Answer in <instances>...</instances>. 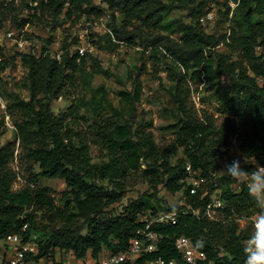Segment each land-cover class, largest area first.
I'll list each match as a JSON object with an SVG mask.
<instances>
[{"label": "trees", "instance_id": "obj_1", "mask_svg": "<svg viewBox=\"0 0 264 264\" xmlns=\"http://www.w3.org/2000/svg\"><path fill=\"white\" fill-rule=\"evenodd\" d=\"M96 1L107 9L94 7ZM31 2L37 4L32 9L35 13L23 20L21 27L34 24L39 11L49 12L54 19L60 18L64 11L69 17L77 18L87 13L103 17L106 11H120L123 24L112 30L120 44L131 48L141 46L143 55L149 52L154 62H160L159 53L168 56L171 62L165 72L172 86L168 89L171 99L165 112L175 121L167 130L173 131L176 138L172 146L162 149L156 145L152 133L140 127L134 129L132 121L126 118L144 96L141 76L149 75L145 65L138 69L132 91L118 93L123 108L107 106L104 95L98 97L102 89H97L89 101L79 99L68 113L59 117L52 111V102L79 85L86 88L91 85V77L83 69L86 58L71 55L66 46L60 60L53 58L48 49L51 39L44 41L39 55L34 45V54L16 49L23 67L28 69L24 88L29 91L30 99L16 96L10 103L9 113L19 117L14 123L15 142L0 146V240L23 235L24 242L29 243L32 232L50 233L47 240L38 244V258L64 261L68 256L77 263L97 261L106 253L126 252L145 229L143 217L186 211L176 225L154 227L161 236L158 252L141 257L135 264H147L158 257L187 264L175 247L180 237L192 240L196 249L206 255V261L200 264H244L243 249L253 234V225L242 228L237 219L255 217L264 209L249 194L248 183H239V179L226 175L221 179L222 191H215L211 182L213 174L220 160L227 156L215 155L219 157L217 161L209 159L215 153H209L208 139L217 133L212 121L207 117L200 119L189 103L190 83H204L205 89L217 96L220 112L249 126L248 133L239 139L245 160L241 167L246 172L264 167V0ZM213 6L224 9V25L228 28L222 34H208L202 28L201 19L212 12ZM174 7L190 10L191 22L168 21ZM15 10L14 1L0 7L2 31L7 14ZM134 23L138 25L131 30ZM145 29L169 31L180 38L153 37L146 35ZM4 44L0 45L3 60L0 73L9 64L4 59ZM258 50L263 51L258 54ZM234 54L238 56L236 61L231 58ZM80 124L87 127L85 132L77 128ZM147 127L151 128L152 124ZM17 143L21 160L31 165L29 172L33 180L25 189L14 192L12 185L17 175L10 164ZM93 146L105 152L107 161L93 163ZM179 150L184 153L181 158H177ZM187 164L192 165L197 177L206 180L196 196L186 192L182 195L181 181L187 177ZM136 173L143 175L153 194L128 202L120 213L109 211L124 199L126 179ZM40 179L62 180L66 190L56 199L49 188L37 187ZM160 188L179 195L181 203L175 207L163 203L158 199ZM215 199L222 202V208L217 210L219 221L203 218L207 206ZM153 200L158 201L157 206ZM188 206L192 209L188 210ZM193 211H199L200 216ZM40 214L46 215L47 225L38 221ZM25 226L27 230L23 232Z\"/></svg>", "mask_w": 264, "mask_h": 264}, {"label": "rangeland", "instance_id": "obj_2", "mask_svg": "<svg viewBox=\"0 0 264 264\" xmlns=\"http://www.w3.org/2000/svg\"><path fill=\"white\" fill-rule=\"evenodd\" d=\"M16 10L7 14V19L4 21V31H14L22 39L31 41L35 51L39 55L40 49L45 45L46 40L51 39L52 44L48 49L50 55L60 60L63 54V48L66 46L71 55L79 54L78 49L85 50L86 64L83 67L84 72L91 77V85L86 88L84 85H79L69 94L63 95L59 99L52 102L51 108L56 116L69 112L72 105L78 103L79 99L89 101L97 89H102L98 97L104 95L106 105H113L115 108H123V103L118 97L120 91H132V82L135 80L138 69L145 65L149 75L141 76V81L144 87V96L141 103L137 104L126 118L133 123L134 129L140 127L146 132L152 133L153 139L160 148L167 149L175 142V134L173 131L167 130L168 125L174 123L173 117L165 112V106L171 99L168 94V89L172 84L168 80V74L165 72L171 60L168 56L164 57L160 53L158 59L160 62H154L147 52L145 55L144 49L141 46L131 48L127 44H120L113 36L112 30L114 26H121L124 21V16L120 11H106L103 17H97L92 13H87L81 18L69 17L64 13L58 19H54L49 12L39 11L34 24H29L21 27L23 20H27L35 13L32 9L37 4L31 0H13ZM11 0H0V7L7 6ZM41 1V0H38ZM23 4V5H22ZM29 5V7H26ZM94 7L107 9V6L99 1L94 2ZM224 9L219 6H213L212 12L201 19L202 28L208 34L224 33L228 27L224 25L223 13ZM33 19V18H32ZM168 21L181 20L184 23H190V10L174 7L167 17ZM138 24L134 23L130 27L132 30ZM2 30V29H1ZM146 35L169 36L175 40H179L178 35H171L169 31L146 30ZM5 58L8 61L6 71L0 73V146L5 147L9 143L15 142V127L14 123L19 119L17 115L12 116L9 113V105L12 100L18 96L28 101L30 93L24 88L28 69L23 67L21 59L17 56L18 52L12 45L4 44ZM225 51L224 49L220 50ZM263 50H258L261 54ZM151 52V51H150ZM164 54V53H163ZM165 55V54H164ZM12 57H17L14 61ZM232 61L238 59L237 55L231 56ZM168 64V65H167ZM153 77L155 78L153 80ZM228 81L223 84L225 87ZM191 94L189 103L193 105V110L196 111L198 117L206 120L210 119L215 127L217 136L208 139L209 159L218 160V155H224L228 158L239 159L242 163L243 157L240 152L239 139L245 136L249 131V126L245 122H238L237 119L230 115H225L219 110L217 96L214 93L208 92L204 83L191 82ZM198 103V104H197ZM126 110H128L126 108ZM131 113V114H130ZM112 115V114H110ZM147 124H152L151 128ZM80 131H86L87 127L83 124L78 125ZM212 139V140H211ZM19 144L17 143L14 152L13 162L10 164L12 171L16 173L17 178L12 185L14 192L25 189L33 180L29 172L31 166L25 160H21ZM91 155L93 163H102L107 161L105 152L98 147H91ZM183 150H179L177 158L183 157ZM217 155V156H215ZM215 156V157H214ZM221 164L218 162V169L214 172L212 183L215 185L216 192L222 191L224 183L221 179L226 176L224 172L225 165L222 159ZM145 168V167H144ZM39 170L35 167V173ZM239 183L248 182L247 176H242ZM249 183V182H248ZM126 193L124 199L111 207L109 211L120 213L122 208L130 201L139 199L141 196L153 194L151 186L143 177L142 174L136 173L126 179ZM38 188H49L52 196L58 199L62 192L66 190V184L59 179H40L37 182ZM219 192V193H220ZM158 199L165 202L169 207H175L181 203L179 195H171L162 188L159 189ZM217 200V199H215ZM158 201L153 200V204L157 206ZM222 204V202L220 201ZM165 205V204H163ZM264 209V204H261ZM38 221L48 224L46 215L38 216ZM257 216L250 218L257 219ZM221 218V217H220ZM249 223H244L243 227L249 226ZM254 232V230L252 229ZM50 237V233H31L29 246L34 250L38 249V244L44 242ZM12 249L7 245L5 240H0V264H5L11 256ZM73 258L66 257V261L77 263ZM60 260V259H59Z\"/></svg>", "mask_w": 264, "mask_h": 264}, {"label": "built area", "instance_id": "obj_3", "mask_svg": "<svg viewBox=\"0 0 264 264\" xmlns=\"http://www.w3.org/2000/svg\"><path fill=\"white\" fill-rule=\"evenodd\" d=\"M4 43L12 45L22 53H35V51H33V44L31 41L22 39L14 31H9L6 33L0 29V45L2 46ZM78 52L79 54H77L79 55V58L85 57L84 49L79 48ZM2 61L3 60L0 57V64L2 63ZM222 161L225 165L233 161V159L225 157ZM186 173L187 177L181 181V183L184 184L182 195H185L186 192L190 196H196L199 193V189H201L206 183V180L196 176L191 164L186 165ZM248 185L251 187L250 183H248ZM221 208L222 204L220 203V201L214 200L207 206L202 217L208 218L213 221H219L217 210ZM190 209H192V207L188 206V210ZM193 212L195 215L200 216L199 211ZM186 213V211H173L161 213L152 218L143 217L141 219V222L146 223L145 229L139 233L138 238L131 242L126 252L119 254L106 253L97 261L85 260L80 263H73L66 260L55 261L50 257L38 258V249L34 250L29 246V243H25L23 235H10L5 239V242L12 249V254L7 259L5 264H135L141 257L158 252V246L161 241V236L154 231V227L158 225H176L179 218ZM237 221L242 228H244V223H252L253 230L255 231L254 225L256 219L250 217H240L237 219ZM26 230L27 226L23 228V232H26ZM175 247L180 253L182 261L187 264H200L201 262H205L207 259L206 255L198 251L194 246L192 240L187 237L178 238L176 240ZM147 264H177V262L175 260L170 261L164 259L163 257H158L157 259L148 262Z\"/></svg>", "mask_w": 264, "mask_h": 264}, {"label": "clouds", "instance_id": "obj_4", "mask_svg": "<svg viewBox=\"0 0 264 264\" xmlns=\"http://www.w3.org/2000/svg\"><path fill=\"white\" fill-rule=\"evenodd\" d=\"M224 172L237 180L242 176H247L248 182L251 184L249 194L252 195L258 205L264 204V167L257 166L255 170L246 172L241 167L240 160L234 159L225 164ZM254 228L255 231L249 237L243 249L245 254L244 264H264V211L259 213Z\"/></svg>", "mask_w": 264, "mask_h": 264}]
</instances>
